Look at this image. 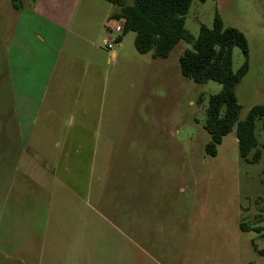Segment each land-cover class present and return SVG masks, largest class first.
Wrapping results in <instances>:
<instances>
[{
  "label": "rangeland",
  "instance_id": "rangeland-1",
  "mask_svg": "<svg viewBox=\"0 0 264 264\" xmlns=\"http://www.w3.org/2000/svg\"><path fill=\"white\" fill-rule=\"evenodd\" d=\"M37 2L0 0V264H264V237L240 228L242 221L264 227L262 122H256L258 163L240 157L236 128L216 157L208 155L207 109L222 85L182 75L179 59L192 49L185 41L155 61L137 51L134 32L116 41L122 23L109 19L118 8L106 0H82L63 58L78 54L75 33L87 24L94 44L87 51L104 74L113 80L118 73L129 87L145 83L140 138L130 139L132 155L117 158L110 178L95 173L86 189L81 182L55 183L43 191L26 178V144L10 122L8 61L27 48ZM216 13L248 41L249 71L236 88L244 120L254 106L264 105V0H194L185 27L197 38L201 25L213 26ZM110 23L114 29L105 34ZM106 39L117 42V67ZM121 57L130 62L125 68ZM245 61L235 47L234 71ZM129 71L138 73L131 83Z\"/></svg>",
  "mask_w": 264,
  "mask_h": 264
},
{
  "label": "crops",
  "instance_id": "crops-1",
  "mask_svg": "<svg viewBox=\"0 0 264 264\" xmlns=\"http://www.w3.org/2000/svg\"><path fill=\"white\" fill-rule=\"evenodd\" d=\"M81 2L38 0L31 13L34 32L25 41L27 48L8 61L13 79L10 122L28 152L24 175L43 191L55 183H84L86 189L95 173L110 178L117 158L132 155L128 142L140 138L141 124L146 123L139 111L145 83H131L137 71L134 76L129 71L130 87L118 73L113 80L104 74L100 62L87 51L94 46L85 30L87 24L75 33L78 54L63 58ZM113 29L110 23L104 33ZM112 52L117 67L119 56ZM120 62L121 68L130 64L123 57Z\"/></svg>",
  "mask_w": 264,
  "mask_h": 264
},
{
  "label": "trees",
  "instance_id": "trees-1",
  "mask_svg": "<svg viewBox=\"0 0 264 264\" xmlns=\"http://www.w3.org/2000/svg\"><path fill=\"white\" fill-rule=\"evenodd\" d=\"M106 1L118 8L110 18L123 25L118 41L122 42L127 34L134 32L135 47L140 54L151 53L154 59H167L181 41L191 45L192 49L186 50L179 59L182 75L197 84L214 81L222 85L221 91L210 97L207 109L204 128L211 137L206 146L207 154L216 157L218 146L236 128L240 157L248 164L258 163L261 150L258 148L256 122L260 120L264 129V105L254 106L241 120L242 106L236 94L237 86L249 71L245 34L226 26L216 13L213 26L201 25L198 37H194L185 27L194 0ZM235 47L240 48L246 58L237 72L233 69ZM240 228L244 232L253 230L264 237V227H251L242 221Z\"/></svg>",
  "mask_w": 264,
  "mask_h": 264
},
{
  "label": "built area",
  "instance_id": "built-area-1",
  "mask_svg": "<svg viewBox=\"0 0 264 264\" xmlns=\"http://www.w3.org/2000/svg\"><path fill=\"white\" fill-rule=\"evenodd\" d=\"M116 32H117L118 34H120V36H118V37L116 38V41H118L119 37L122 36V33H123V26L120 27V28H117V29H116ZM116 41H113V40H111V39H108V40L105 41V46L107 47L108 50L113 51V50L115 49L116 44H117Z\"/></svg>",
  "mask_w": 264,
  "mask_h": 264
}]
</instances>
